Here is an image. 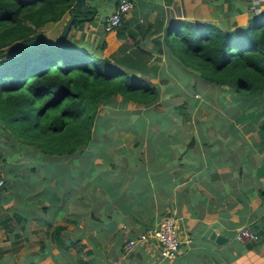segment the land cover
<instances>
[{"label":"crops","instance_id":"crops-1","mask_svg":"<svg viewBox=\"0 0 264 264\" xmlns=\"http://www.w3.org/2000/svg\"><path fill=\"white\" fill-rule=\"evenodd\" d=\"M131 1L124 18L134 15L152 30L159 21V32L176 19L223 27L256 13L251 0ZM115 3L84 0L94 17L72 24L67 36L87 47L98 44L101 21ZM68 18L67 12L47 38L57 36ZM177 76L180 84L189 83ZM191 89L196 91L191 106L206 109L196 125L192 118L181 123L163 107L126 109L117 99L113 107L125 108L135 123L116 128L99 110L105 130L94 127L91 155L74 161L78 181L71 161L64 162L60 188L43 168L51 160L31 148L25 153V146L1 136L0 175L6 182L0 188V264H264V129L259 128L264 109L239 114L231 108L232 97L219 89L205 94L196 84ZM208 99L213 100L209 107ZM169 215L179 241L175 257H160L152 238L123 248L127 238ZM241 227L257 239L236 241L234 232ZM206 229L212 238L204 235Z\"/></svg>","mask_w":264,"mask_h":264},{"label":"trees","instance_id":"trees-1","mask_svg":"<svg viewBox=\"0 0 264 264\" xmlns=\"http://www.w3.org/2000/svg\"><path fill=\"white\" fill-rule=\"evenodd\" d=\"M75 3L0 0V137L22 144L25 153L31 148L40 158L51 160V166L43 168L45 173L52 172L50 177L56 176L57 188L66 160L75 168L73 179L79 180L74 161L91 155L94 127L105 128L100 109L115 106L119 99L124 107L129 103L151 111L167 95L175 97L172 82L163 70L157 71L160 58L169 60L167 67L187 73L178 71V75L189 78L191 74L219 89L221 95H230L235 103L231 108L239 114L249 108L252 115L254 108L264 109V10L223 27L203 20L176 19L160 32L159 21L152 30V25L139 23L134 15L128 19L121 16L116 25L102 30L99 43L91 47L71 41L67 35L60 45H42L44 35L39 31L43 25L59 21ZM94 11L91 7L83 16L92 20ZM75 16L82 15L77 12ZM33 36L34 44L11 57L1 55ZM147 42L150 48L144 47ZM181 97L178 104L166 103L164 110L186 123L194 109L189 96ZM113 113L120 115V124H113L116 128L134 126V115L130 117L125 108ZM259 128L264 129V119ZM5 182L3 179V185ZM55 198L58 201L57 195ZM60 228L55 227L56 235Z\"/></svg>","mask_w":264,"mask_h":264},{"label":"built area","instance_id":"built-area-1","mask_svg":"<svg viewBox=\"0 0 264 264\" xmlns=\"http://www.w3.org/2000/svg\"><path fill=\"white\" fill-rule=\"evenodd\" d=\"M132 7L129 0H119L114 9L105 16L101 21L102 30H108L111 26L116 25L121 16H124ZM250 8L254 9V1L251 0ZM3 185V178L0 176V188ZM234 239L238 242L254 241L257 235L252 233L246 227H241L234 232ZM148 238L154 239L158 244L159 256L171 259L175 257L178 250L179 241L176 236V225L173 216L163 217L158 224L143 232L136 234L134 238L126 239L123 243L125 250H130L136 243L144 241Z\"/></svg>","mask_w":264,"mask_h":264},{"label":"rangeland","instance_id":"rangeland-1","mask_svg":"<svg viewBox=\"0 0 264 264\" xmlns=\"http://www.w3.org/2000/svg\"><path fill=\"white\" fill-rule=\"evenodd\" d=\"M253 1H254V8H255V12L256 13H259L260 11L264 10V5H262V6L260 5V4H264V0H253ZM60 22L61 21L59 20L58 23H47V24L43 25V27L39 31L40 34H43L44 37H46V38H47V34L48 35L50 34L51 36H52V34H56V31L59 30L60 26L62 25V23L60 24ZM168 62H169L168 59L162 58L161 61L158 62V67L164 66L163 68H165V69H164L163 73L165 74V72L167 71L168 72L167 74L171 75V77H170L171 79H169V81L171 80V82L173 84V88H174L175 84H177L178 90L174 89L175 91H177V92H173L175 97H171V96L167 95L166 97H164L165 99H164L163 102L159 103V101H158L157 104L153 106V110L154 111L155 110H160L161 107H163V109L166 108L165 107L166 103H168V105H170L171 102H172V104L180 103L182 101L181 100L182 99L181 94H184L185 96H189L190 99L194 98V93L196 91H195V89H191V86H192V85H190L191 82L196 84L198 88L203 90L204 94L208 93L211 88L213 89V87H211L210 85H208L206 83L200 82L198 79L195 78V76H193L191 74H189L190 75L189 76V83L187 82V83L180 84L179 78L177 76L178 75V71L181 74H187V73H185L184 71H181L182 69L181 70H177V69H171V68L167 67ZM184 78H185V76H184ZM184 78H181L180 80H183ZM149 81L152 82V83H155V82H157V79L156 78H149ZM173 99H174V101H172ZM190 99H189V103L191 104ZM201 99H203V98H201ZM204 100H207V99H204ZM205 103H207L206 106L209 107V103L210 104L213 103V100L212 99L211 100L208 99V101L205 102ZM214 105L212 104V106H214ZM133 107H137V106H133L132 104H126V106H125L126 109H131ZM184 107H186V106H184ZM113 112H118V108L117 107H107V108L104 107L103 109H100L99 114H106L107 117L110 119V125L111 126L113 124H115V123H119L120 124V118H119L120 115L119 114H117V115L113 114ZM205 112H206L205 107H202V106L200 107L199 106L198 108H195L193 110L191 116H190L192 118V122L195 124L196 123V119L199 118L200 116H202V114H204ZM123 122H125V121H123ZM126 125H128V124H126Z\"/></svg>","mask_w":264,"mask_h":264},{"label":"water","instance_id":"water-1","mask_svg":"<svg viewBox=\"0 0 264 264\" xmlns=\"http://www.w3.org/2000/svg\"><path fill=\"white\" fill-rule=\"evenodd\" d=\"M77 12L80 13L82 16L76 17L75 15ZM87 12H89V9L85 7L84 0H76V3H75L73 10L71 12H68L69 18L65 21L60 33L57 36H55L54 38L42 37V42H41L42 45H45V46L60 45L64 41L73 21H76V22L85 21L86 18L83 15L86 14ZM35 42H36V36H33L32 39L29 41L28 40L19 41V42L15 43L11 48L7 49L1 55L5 56V57H11L20 48L25 47V46H30V45L34 44ZM204 235L212 238L213 233L209 229H206L204 231Z\"/></svg>","mask_w":264,"mask_h":264}]
</instances>
